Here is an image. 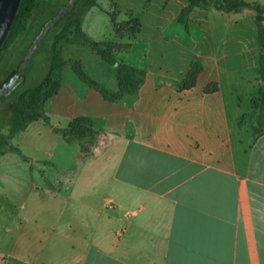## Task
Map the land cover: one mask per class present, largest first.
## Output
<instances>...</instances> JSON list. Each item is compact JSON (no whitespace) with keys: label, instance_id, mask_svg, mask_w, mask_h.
Instances as JSON below:
<instances>
[{"label":"crops","instance_id":"0c3cea01","mask_svg":"<svg viewBox=\"0 0 264 264\" xmlns=\"http://www.w3.org/2000/svg\"><path fill=\"white\" fill-rule=\"evenodd\" d=\"M111 2L85 14L82 32L140 72L137 83L113 99L86 79L118 93V67L68 45L60 88L42 103L51 126L91 120L104 145L89 156L44 122L14 137L31 162L55 165L60 189L50 187L72 198V222L57 234L74 263L56 257L65 247L34 238L19 205L13 224L28 241L0 248V264H264V132L243 151L234 141L264 87L262 24L213 2ZM98 16L107 21L95 39Z\"/></svg>","mask_w":264,"mask_h":264},{"label":"rangeland","instance_id":"374dc122","mask_svg":"<svg viewBox=\"0 0 264 264\" xmlns=\"http://www.w3.org/2000/svg\"><path fill=\"white\" fill-rule=\"evenodd\" d=\"M69 0H39L33 15L28 22V30L19 35L13 44L9 45L0 61V84L12 73V71L23 61L29 46L39 32L42 24L52 17L59 9ZM222 0H207L206 4ZM238 2L239 13H249L260 19L264 29V0H236ZM111 0H97L96 5L108 6ZM84 15V14H83ZM85 17V16H84ZM90 21V20H89ZM94 33L99 36L90 34L92 38L103 37L105 34L104 23L107 21L106 16H98L91 20ZM64 22L53 29L44 43L36 51L34 59L27 68L26 79L24 84L18 88L12 98L0 107V134L10 136V122L12 119V108L18 95L24 90L37 86L45 79L50 65L51 46L54 35L61 30ZM72 53V47L66 51V56ZM89 54V51H87ZM135 80L139 79L134 76ZM264 88L251 99L250 105L244 108L241 120L234 129V141L240 151L245 149V145L250 143V139H255L264 131ZM36 122H44L38 120ZM45 123V122H44ZM40 123L33 125L28 133L31 137H36L35 130ZM46 124V123H45ZM105 142L101 134L97 142L89 147V156H94L100 146ZM12 149L18 148L14 144V137L8 140ZM8 149L6 154L0 157V166L2 171L11 166V172L0 173V181L4 186L0 189V248L7 247L11 243L18 242L22 238L20 230L16 229L13 224V215L20 219V206L22 205L23 213L31 219L27 228L34 231V238H42L46 244H59L64 249H60L56 257L61 262L69 261L72 255V263L76 254H71L68 244L60 242L58 231L64 230L67 224L72 222V198L65 195H58L57 189L50 187L48 181L56 179L58 170L43 163H33L35 168L31 170L30 164L25 161L14 150ZM58 197V198H55ZM13 214V215H12ZM13 224V225H12ZM59 241V242H58ZM31 242V241H29ZM79 255V254H78Z\"/></svg>","mask_w":264,"mask_h":264},{"label":"trees","instance_id":"16d2710c","mask_svg":"<svg viewBox=\"0 0 264 264\" xmlns=\"http://www.w3.org/2000/svg\"><path fill=\"white\" fill-rule=\"evenodd\" d=\"M96 1L97 0H78L75 8L70 13H68L55 27H53L49 31L50 33L53 29L59 27L61 23L64 22V25L61 28V30H59L53 37V43L50 50L51 58H50L49 71L45 79L41 84L34 87H30L24 90L23 92H21L18 95L13 105L12 119L10 122V136H5L3 134H0V157L5 155L8 149H12L8 143V140L11 137L12 138L16 137L18 134L25 131L30 126V124L42 119L47 125L51 126L50 119L42 111V103L48 98H50L52 95H54L60 88L62 74L65 67L64 51L68 45L91 46L94 50L98 51L99 54L102 55L111 65L118 67L119 72L122 74L121 83L123 85V89L118 93L110 92L107 89H105L103 86H100L97 83L92 82L89 79H86V81L89 82L92 86L102 90L106 95L112 97L113 99L121 98L125 93L128 92L130 87H133L137 83L136 81L138 79L135 80L134 76L136 75L139 77V75H141L140 72L132 68H128L125 65L118 64L115 60L112 59L110 54H108L106 51H103L101 49L99 44L90 42L82 32V23L84 20V16L92 7L96 5ZM191 1L203 3V4H206L207 2V0H191ZM38 2L39 0L23 1L17 22L13 27V30L6 44L4 45L2 51L0 52V61L3 57L4 52L9 47V45L13 44L19 35H21L23 32H26L28 30V26H27L28 22L31 19L33 15V11L36 8ZM66 4H64L62 7H64ZM216 7L219 10L226 13H233V12L238 13V9L240 8L236 0L217 1ZM56 14L57 13H55L52 17H54ZM52 17L47 19L42 24V26ZM257 20L261 22L260 19L257 18ZM49 33L47 34V36L49 35ZM260 45L262 48V52L260 57L259 73L264 82L263 27L261 28L260 31ZM14 71L15 69L12 72ZM26 73H27V69L25 72V79H26ZM24 82L22 83V85L24 84ZM17 90L9 98H12L13 95L17 92ZM6 101L7 99L0 105V107ZM51 127L53 128L54 132L61 135L62 138L68 144L78 143L82 148V152L86 154L90 153L89 147L93 145L95 142H97L100 135L102 134L100 131L94 129L93 121L91 120H83V119L75 120L71 122L68 127L64 129L56 128L54 126ZM12 150H14L17 154H19L25 161L29 162L31 170L35 168L34 164L31 162V159L27 157L19 148H14ZM44 163L45 165H52L55 167L54 164L48 162H44ZM49 185L56 186L55 182L52 181H49ZM56 187L60 189V186H56Z\"/></svg>","mask_w":264,"mask_h":264},{"label":"water","instance_id":"95a60500","mask_svg":"<svg viewBox=\"0 0 264 264\" xmlns=\"http://www.w3.org/2000/svg\"><path fill=\"white\" fill-rule=\"evenodd\" d=\"M23 1L24 0H0V52L17 22ZM77 1L78 0H69L54 17L41 27L29 46L23 61L17 66L16 70L0 84V105L22 85L25 80L26 69L34 58L36 51L44 43L47 34L75 8Z\"/></svg>","mask_w":264,"mask_h":264}]
</instances>
